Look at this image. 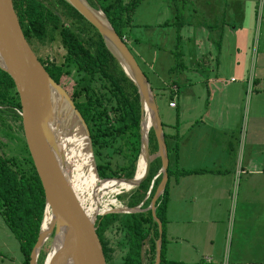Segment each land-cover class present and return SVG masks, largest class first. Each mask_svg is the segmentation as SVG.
<instances>
[{
  "label": "crops",
  "instance_id": "obj_1",
  "mask_svg": "<svg viewBox=\"0 0 264 264\" xmlns=\"http://www.w3.org/2000/svg\"><path fill=\"white\" fill-rule=\"evenodd\" d=\"M199 1L207 13H212L214 0ZM221 1L219 20L213 22L217 25L205 26L199 20L194 21L193 28L188 24L186 31H183L185 26L180 27L184 65L167 75L164 72H168V65L159 64L160 55L156 52L166 48L162 46L164 41L174 47L175 24L166 23L175 19V5L171 0H162L151 13L146 8L149 2L141 0L132 14L135 26L128 36L133 53L150 72L151 85L163 86L169 77L174 80L172 96L167 100L172 111L167 107L164 115H159L170 153L164 255L179 263L219 264L225 257V204L231 183L236 171L245 169L243 162L249 166L248 170L258 169L253 167L254 160L250 158L264 144V128L258 121L262 113L250 110L244 113L241 100L246 84L242 80L246 76L238 73L237 61L228 58L234 54L235 47V58L239 50L234 30L239 27L244 30V23H254V16L251 20L245 16L247 0ZM137 16L140 18L136 21ZM154 27H157L156 39L162 37L160 43L149 37ZM146 34L148 37L143 39ZM257 80L253 78V83ZM244 151L248 157L242 162L239 156ZM244 247L250 249L249 255H246L248 251H241L240 256L236 254L239 263L258 264L260 243L249 241Z\"/></svg>",
  "mask_w": 264,
  "mask_h": 264
},
{
  "label": "trees",
  "instance_id": "obj_2",
  "mask_svg": "<svg viewBox=\"0 0 264 264\" xmlns=\"http://www.w3.org/2000/svg\"><path fill=\"white\" fill-rule=\"evenodd\" d=\"M140 1L90 0L92 4L89 3L94 7L99 5L102 8L116 32L128 44L130 30L135 26L132 14ZM68 6L74 25H63L59 29L60 40L66 49L63 60L50 61L46 65L44 60L40 61L45 65L49 74L67 89L74 104L81 112L89 129L98 175L100 177H132L141 152L140 120L142 113L137 86L125 73L119 60L109 50L93 24L70 3ZM179 17L180 13L176 11L173 21L166 20V23L174 22L176 29L174 47L165 48L174 59V62L168 65V73L184 65L183 52L179 48L182 37L179 30L185 22ZM54 18L57 20L58 16L50 10H44L40 3L35 0L30 2L21 19L26 22L23 29L27 40L33 43L36 40L46 39L47 35L51 36L52 30L49 25ZM80 20L87 22L89 27ZM128 46L133 52L131 45L128 44ZM133 54L148 77L137 55ZM69 65L74 67L77 77H72ZM68 76L72 78V81L70 79L67 82L63 81V77ZM173 81L169 77L163 86L151 85L157 107L159 100L167 101L171 98ZM19 109L20 100L14 80L0 66V126L6 125L9 129L12 128L3 114L11 116L13 121L20 126ZM161 122L163 125V121ZM164 136L166 138V132ZM1 143L2 140H0V145ZM22 143V151H19L21 155H7L0 151V214L18 240L19 249L23 255V264H29L30 252L37 240L46 202L36 167L30 154H26L28 149L24 138H22ZM148 146L151 153L157 151L158 144L152 127L148 131ZM167 152L170 157L168 145ZM114 153L124 156L125 161H117ZM160 163L159 157L152 160L146 177L136 186L139 191L133 197H138L139 200L144 198L142 207H147L150 203L161 178V173H159L151 182V177L159 168ZM167 172L170 175V163H168ZM150 182L152 183L151 189L144 197ZM167 184L168 181L155 203V213L162 222L161 253L158 264H186L171 261L164 255ZM135 204L137 203L129 205ZM114 221L124 228L128 249L121 262L111 264H153L159 231L152 210L147 208L127 213L98 214L95 227L106 261L111 256L112 248L104 237L103 231ZM144 243L147 245L146 248ZM38 264H42V261Z\"/></svg>",
  "mask_w": 264,
  "mask_h": 264
},
{
  "label": "water",
  "instance_id": "obj_3",
  "mask_svg": "<svg viewBox=\"0 0 264 264\" xmlns=\"http://www.w3.org/2000/svg\"><path fill=\"white\" fill-rule=\"evenodd\" d=\"M67 1L99 31L109 50L116 56L125 73L137 86L141 103L140 156L145 160L144 171L137 176L139 156L132 177L98 176L102 179L123 180L131 183L132 186H136L146 177L152 159L159 156L161 166L156 175L161 173V178L147 207H141V201L136 206L124 205L120 208L108 209L109 211H97L92 215L87 213L69 177L65 161L66 153L64 150L61 151L59 147L57 128L61 126V123L63 128L65 120H62L64 116H55V106L58 105L59 107L61 103H64L67 113L72 115L80 125L81 128H79L83 133H79L86 137L87 148L97 173L87 124L67 89L49 74L29 44L12 0H0V66L10 74L18 92L20 100L18 112L23 137L44 190L46 204L43 217L45 211L49 209L53 218L49 233L44 237L41 221L37 240L30 252L29 264H38L37 257L40 248L51 234L52 238L43 264H106L102 244L95 227L98 214L132 212L147 208L152 210L153 217L158 224L159 235L156 239L155 261L153 263L158 264L161 253L162 222L155 213V203L167 182L169 157L151 84L125 39L116 32L99 5L94 7L88 0ZM147 116H149V123L146 121ZM150 127L154 130L158 144L157 151L154 153L149 151L148 146ZM151 185L152 183L146 196Z\"/></svg>",
  "mask_w": 264,
  "mask_h": 264
},
{
  "label": "rangeland",
  "instance_id": "obj_4",
  "mask_svg": "<svg viewBox=\"0 0 264 264\" xmlns=\"http://www.w3.org/2000/svg\"><path fill=\"white\" fill-rule=\"evenodd\" d=\"M145 1L149 2L146 8L149 9L150 13L153 10L152 8H155L157 4L162 2V0ZM166 1L169 2L170 0ZM214 1L215 2L211 3L215 6V8L213 7V10H211L212 13H207L204 7L202 6V2L199 0L197 2L194 0H171V2L175 5L176 8V10L174 8V11H178L180 13L179 18H181V20L183 19L186 21V24L183 25L185 26L183 28V31L187 30L188 24H190V26L192 27L195 22L197 23V21L199 20L203 21L202 23L205 26H207L209 23H211L212 25H217V23L214 24L213 22L219 20V11L222 10V1ZM253 4L255 5L253 6ZM193 9H195V11H193ZM61 14L64 21L67 20V17H69H66L63 12ZM245 14V16H250V20L251 17L254 16V23H244L246 25L244 30H241V27H239V29L234 30V33L237 37V42L239 43V50L235 58V54L237 51L235 47L234 54L232 56L228 55V58H230V60L233 62L237 61L236 63L240 65L238 73L244 74L246 76V79L242 80L243 84H246V86L244 85V89L246 90H244V94L241 100V107L244 110V113L248 112V110H250L251 112H261L262 115L259 116L258 121L264 128V0H247V3H245ZM138 18L140 17H135V20L137 21ZM230 18L231 17L229 16L228 19ZM187 20H191L192 22L187 23ZM80 22L83 24L85 23L82 20H80ZM86 24L88 25L87 22ZM213 29L215 31H218V28ZM156 31L157 27H154L151 31L152 33L149 34V37L160 43L162 37H160V39H156ZM229 34L231 37L233 36L232 33ZM145 37H148V35L146 34L143 39H145ZM224 37L225 35H223V38ZM232 39L234 41V37ZM180 42L179 48H181ZM128 44L130 45L129 42ZM163 44L164 45L162 46L168 48V44L166 41H164ZM34 47L38 54L41 55L43 58H48V61H62L66 52L65 47L61 45L59 38L56 36L52 40L44 39L34 41ZM164 50V48L158 49L156 53L159 52L158 54L160 55L159 64L166 66L171 64V62H174V59L172 55L163 52ZM138 59L144 69L148 72V75L150 76V72L148 71L146 66L142 63L140 58ZM69 68L71 69L72 77H77L76 70L74 69V67L69 65ZM167 74L168 72H166L165 70L164 75ZM255 77L258 78V80L253 83V78ZM69 79L72 81V78L70 76L63 77V81L67 82L69 81ZM158 107L160 114L163 115L164 109L167 107L170 108V112L172 111L171 107L168 106L167 101L159 100ZM237 109L239 110V106H237ZM57 115L64 116L62 120H65V125H69L71 127L73 125L78 129L79 132L82 131L80 130L81 127L74 119V117L67 113V108L64 103H61L59 107L58 105L55 106V116ZM3 116L9 121L12 128L9 129L6 125L0 126V140H2V143L0 145V151L6 153L7 155H21L19 151H22V138L24 137L20 120V126H18L17 123L13 121L11 116L7 114H3ZM26 154H30L29 150ZM114 157L117 158V161H125V157L120 154L117 155V153H114ZM157 157L159 156H155L152 160H155ZM246 157L248 156L246 155L245 151L242 156H239L242 162L246 161ZM250 159L254 160L253 167L258 169L248 170L249 166L246 162H243L242 165L243 167H245V169H242V171H236V175L234 176L233 182L230 186V195L228 197V201H226L225 204V206H227V222L225 230L226 238L224 239V248H226L227 254H225V257L222 258L219 264H240L239 254L241 253V251H243V253L245 251H248V254L246 255H249L250 249L247 250L244 247L245 244H247L249 241L253 243H260L261 253L259 258L260 262H258V264H264V144H260V149L255 150L252 153ZM160 166L161 163L159 165V168ZM159 168L152 175L151 181L154 175H156V173L158 172ZM136 186H131V188L129 189L121 188V190L114 193V196L117 199L118 203L113 204L108 209L114 207L120 208L124 205L130 206L129 204L134 203L137 204L131 206H136L141 201H143L144 198L139 200L138 197H133L136 192L139 191ZM108 209L105 211H109ZM103 235L108 240V244L112 248L111 256L108 261H106V264L121 262L123 260L124 254L128 249V242L126 240L124 228L120 227V224L117 221H114L110 224L109 227H107L103 231ZM51 238L52 234L45 240L43 246H41L37 257V263L42 261L43 264L45 254L47 253L49 248V245L47 246V242L51 241ZM241 244H243L244 246ZM146 246L147 245L145 244L144 247L146 248ZM236 254H238L239 256H237ZM0 264H23V255L19 249L18 240L16 239L10 228L5 224L1 214Z\"/></svg>",
  "mask_w": 264,
  "mask_h": 264
},
{
  "label": "bare ground",
  "instance_id": "obj_5",
  "mask_svg": "<svg viewBox=\"0 0 264 264\" xmlns=\"http://www.w3.org/2000/svg\"><path fill=\"white\" fill-rule=\"evenodd\" d=\"M149 123V116L146 118ZM67 124V123H66ZM58 126L60 150L66 153L69 177L82 205L88 214L107 210L113 204L118 203L114 193L131 188V183L118 179H102L98 176L92 163L91 155L87 148L86 137L80 134L72 125ZM145 168V160L140 156L136 170L137 176L142 174ZM53 218L49 209L44 213L41 229L43 237L49 233Z\"/></svg>",
  "mask_w": 264,
  "mask_h": 264
},
{
  "label": "flooded vegetation",
  "instance_id": "obj_6",
  "mask_svg": "<svg viewBox=\"0 0 264 264\" xmlns=\"http://www.w3.org/2000/svg\"><path fill=\"white\" fill-rule=\"evenodd\" d=\"M32 1L33 0H12L13 7L15 9V12H16L17 16H18V19H19V22H20V25L22 27L23 32H24L23 28L26 25V22L24 20H21V19H22V16H23L24 12H25V9L28 7L29 3L32 2ZM35 1L37 3H40L44 10H50L53 14L58 16L57 20L55 18H54V20H51L50 25H49L51 30H52L51 33H50L51 36L47 35L46 40L47 39H51L52 40L53 38H55V36L58 37L59 40H60V35H59L60 27L63 26V25H70V26L72 24L74 25L73 17H71V14H69L70 13V7L68 6L69 2L67 0L66 1H64V0H35ZM88 1L90 2V0H88ZM90 3L92 4V2H90ZM62 12L65 14L66 17L69 16V17H67V20H65V21L62 18V14H61ZM84 24H86V23H84ZM86 26L89 27V24L88 25L86 24ZM36 41H38V40H36ZM60 42H61V45H63L61 40H60ZM29 44L31 45V47L33 48L35 53L37 54L38 58L40 60H44L45 61V65H46V63H48L50 61H56V60L48 61L47 60L48 58H43L36 51V49L34 47V42L33 43L29 42Z\"/></svg>",
  "mask_w": 264,
  "mask_h": 264
},
{
  "label": "built area",
  "instance_id": "obj_7",
  "mask_svg": "<svg viewBox=\"0 0 264 264\" xmlns=\"http://www.w3.org/2000/svg\"><path fill=\"white\" fill-rule=\"evenodd\" d=\"M171 105L173 104V102L170 103Z\"/></svg>",
  "mask_w": 264,
  "mask_h": 264
}]
</instances>
